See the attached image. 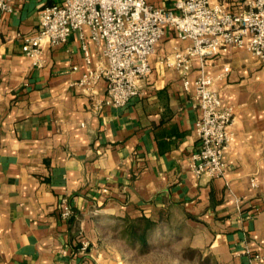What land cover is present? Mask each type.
<instances>
[{
	"label": "crops",
	"instance_id": "0c3cea01",
	"mask_svg": "<svg viewBox=\"0 0 264 264\" xmlns=\"http://www.w3.org/2000/svg\"><path fill=\"white\" fill-rule=\"evenodd\" d=\"M7 1L11 10L0 21V264H150L144 260L155 251L143 254L125 234L127 221L141 217L169 222L199 252L171 264H264V64L237 49L205 67L235 118L225 175L198 177L188 165L201 114L194 88L187 91L180 72L161 63L188 42L168 28L141 95L111 107L104 79L77 84L90 67L106 64L88 28L64 44L44 42L42 67L22 50L42 10L64 0ZM147 1L177 10V0ZM224 1L230 11L248 8V0ZM200 70L197 61L190 79Z\"/></svg>",
	"mask_w": 264,
	"mask_h": 264
},
{
	"label": "built area",
	"instance_id": "2783aa9c",
	"mask_svg": "<svg viewBox=\"0 0 264 264\" xmlns=\"http://www.w3.org/2000/svg\"><path fill=\"white\" fill-rule=\"evenodd\" d=\"M247 5L230 11L224 0H177L174 10L147 0H64L42 10L37 31L24 36L22 50L34 66L42 67L44 42L64 44L74 33L84 37L88 28L90 38L102 46L106 64L90 67L77 84L91 86L104 79V104L122 108L141 95L152 70L150 59L166 30H173L188 44L175 48L161 63L180 72L187 91L194 88L192 102L201 113L195 124L198 147L190 153L188 165L198 177L218 178L226 172L225 153L231 146L235 113L232 106L223 104L213 88L215 79L205 67L237 49H247L264 64V0H248ZM10 10L9 2L0 0V21ZM2 45L0 35V49ZM82 49L87 65L92 66L88 46L83 44ZM197 61L200 74L191 80ZM251 186L257 187L254 178ZM61 215L63 219L73 215L66 203L61 205ZM88 248L89 242L84 241L80 250L86 253Z\"/></svg>",
	"mask_w": 264,
	"mask_h": 264
},
{
	"label": "rangeland",
	"instance_id": "374dc122",
	"mask_svg": "<svg viewBox=\"0 0 264 264\" xmlns=\"http://www.w3.org/2000/svg\"><path fill=\"white\" fill-rule=\"evenodd\" d=\"M171 227L169 222H164L160 228L149 236L147 243L142 240L132 241L134 245H141L143 254L149 253L150 250L155 251L151 257L145 258V262L150 264H171L177 258L182 257L185 260L199 254V252L191 250L187 240H182L183 236L178 233L182 230L171 229ZM166 232H168V235H164Z\"/></svg>",
	"mask_w": 264,
	"mask_h": 264
},
{
	"label": "trees",
	"instance_id": "16d2710c",
	"mask_svg": "<svg viewBox=\"0 0 264 264\" xmlns=\"http://www.w3.org/2000/svg\"><path fill=\"white\" fill-rule=\"evenodd\" d=\"M163 224L164 222L162 221H154L147 217H141L127 221L125 232L130 239L142 240L147 243L149 236Z\"/></svg>",
	"mask_w": 264,
	"mask_h": 264
}]
</instances>
